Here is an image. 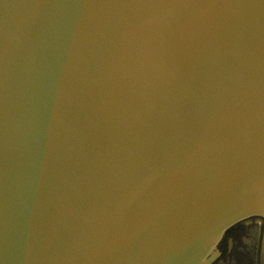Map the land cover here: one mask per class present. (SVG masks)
Here are the masks:
<instances>
[{
    "label": "water",
    "instance_id": "obj_1",
    "mask_svg": "<svg viewBox=\"0 0 264 264\" xmlns=\"http://www.w3.org/2000/svg\"><path fill=\"white\" fill-rule=\"evenodd\" d=\"M0 264H264V0H0Z\"/></svg>",
    "mask_w": 264,
    "mask_h": 264
}]
</instances>
